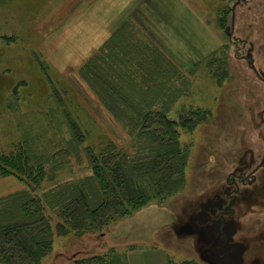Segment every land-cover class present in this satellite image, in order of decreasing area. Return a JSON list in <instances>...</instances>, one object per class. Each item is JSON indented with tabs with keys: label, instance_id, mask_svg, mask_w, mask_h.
<instances>
[{
	"label": "rangeland",
	"instance_id": "374dc122",
	"mask_svg": "<svg viewBox=\"0 0 264 264\" xmlns=\"http://www.w3.org/2000/svg\"><path fill=\"white\" fill-rule=\"evenodd\" d=\"M125 6L150 16L157 28L145 35L184 73L168 115L209 114L180 130L189 156L177 192L104 232L57 234L51 212L53 248L41 264H77L109 248L129 264H264V0H0V150L27 137L47 155L64 147L66 112L89 131L83 145L101 135L128 144L79 71ZM68 158L37 192L90 174L85 156ZM24 189L18 176L0 177V198Z\"/></svg>",
	"mask_w": 264,
	"mask_h": 264
},
{
	"label": "trees",
	"instance_id": "16d2710c",
	"mask_svg": "<svg viewBox=\"0 0 264 264\" xmlns=\"http://www.w3.org/2000/svg\"><path fill=\"white\" fill-rule=\"evenodd\" d=\"M141 26L134 18L123 21L79 70L128 131L126 146L106 135L96 146L83 145L89 131L66 112L70 137L61 140L64 147L47 155L37 152L27 137L18 150H0V177L16 175L31 188L0 198V264H41L53 248L52 213L57 234L104 232L183 186L189 147L181 143L180 130L190 131L209 113L183 110L178 119L168 115L184 73ZM72 152L85 156L90 174L37 192L44 180L57 177ZM76 263L129 264L115 248Z\"/></svg>",
	"mask_w": 264,
	"mask_h": 264
},
{
	"label": "crops",
	"instance_id": "0c3cea01",
	"mask_svg": "<svg viewBox=\"0 0 264 264\" xmlns=\"http://www.w3.org/2000/svg\"><path fill=\"white\" fill-rule=\"evenodd\" d=\"M127 6H125L123 10L118 11V13H116L114 16L111 17L110 21V26L108 28L109 30V36L96 48V50H98L110 37L111 35L115 32V30L119 27V25L127 20V19H132L134 18L135 20H137L140 24H142V28L144 31V29L146 30V32L154 34L152 28H157L156 23L155 25H152L151 21L147 18L150 16H148V14L143 10L141 11L140 9H138V7H136V9H134L132 6L126 8ZM147 11V10H146ZM158 34V33H157Z\"/></svg>",
	"mask_w": 264,
	"mask_h": 264
}]
</instances>
